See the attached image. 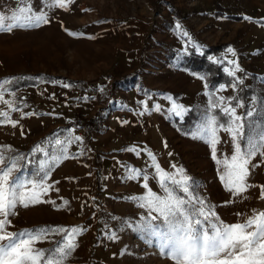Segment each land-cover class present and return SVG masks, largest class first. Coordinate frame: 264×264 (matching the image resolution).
<instances>
[{
	"label": "rangeland",
	"instance_id": "1",
	"mask_svg": "<svg viewBox=\"0 0 264 264\" xmlns=\"http://www.w3.org/2000/svg\"><path fill=\"white\" fill-rule=\"evenodd\" d=\"M25 3L43 10L50 23L0 32V81L15 78L5 87L18 90L5 99L21 109L13 112L0 101V112L7 111L10 121L18 122L16 127L11 122L0 124V150L6 155L27 156L33 161L28 171H35L43 156L29 154L37 145L47 146L54 133L72 129L71 134L81 136L83 144L73 143L69 156L75 158L63 160L51 172L47 181L51 188L42 197L47 202L18 206L16 215L10 217L9 231L45 226L81 228L77 247L65 264H173L122 226V221L146 215L129 201L132 196L144 195L146 189L142 182L126 178L125 165L147 171L148 185L157 193L160 189L151 178L156 174L153 164L169 173L175 171L172 165L183 168L201 184V194L216 206V215L229 224L238 221L236 213L264 211V199L260 198L264 158L257 155L249 165L248 183L253 187L233 196L220 179L223 168L212 158L211 146L191 134L202 123L205 111L211 114L209 105L214 99L239 97L248 105L251 97H264V25L259 23H264V0H71L66 9L52 8L49 0ZM21 6L16 0H0V14ZM211 47H222L219 58L208 57L222 65L227 75L239 66L236 78L242 82L235 89L221 85L210 93L204 77L184 66L192 51L206 55ZM104 58L112 77H118L120 69H186V78L165 76L171 89L156 93L164 100L156 110L149 97L138 108H130L114 94L112 100L107 89L111 77L103 84L84 86L88 89L83 93L73 89L67 79L50 80L42 73L44 69H95ZM25 81L35 84L21 88ZM173 90L180 92L173 94ZM173 105L181 106L185 114L176 116ZM115 110L130 119L117 123ZM97 111L103 114L104 124L88 138L77 121L92 118ZM191 111L195 115L191 125L180 127L177 121L182 124ZM244 111L237 110L238 114ZM217 136V159L230 157L229 135L218 130ZM131 148L146 149L156 159L151 161L144 151L137 155L127 150ZM112 234L118 239H110ZM60 239L62 235H52L36 247L49 249Z\"/></svg>",
	"mask_w": 264,
	"mask_h": 264
},
{
	"label": "snow or ice",
	"instance_id": "2",
	"mask_svg": "<svg viewBox=\"0 0 264 264\" xmlns=\"http://www.w3.org/2000/svg\"><path fill=\"white\" fill-rule=\"evenodd\" d=\"M16 2L22 6L9 14H0V32L12 33L17 29L38 28L50 23L43 10H34L25 0ZM70 2L49 0V5L66 9ZM182 34L191 42L192 38L187 32ZM227 51L235 55L232 48ZM239 71L238 65L228 71L234 77L231 85L234 89L242 82L236 78ZM12 79L0 81V101L16 112L21 109L13 107L12 100L5 99L6 96H14L18 90L5 87L12 83ZM153 107L159 110V106ZM241 108L245 111L238 114L237 110ZM209 109L211 114L206 110L202 123L191 134L211 146L212 158L223 168L220 179L225 189L233 196H241L253 187L248 183L249 165L257 155L264 158V97L253 96L248 105L239 97H220L210 103ZM185 111L181 106L173 105L176 116H183ZM6 122H11L13 127L18 123L10 121L7 111L0 112V124ZM218 130L229 135L233 148L232 155L222 160L217 159L216 155V146L220 143ZM72 132V129H67L62 133H54L46 141L47 146L37 145L32 150L29 154L31 157L35 158L37 153L43 156L37 162L35 171H28V165L33 161L27 156L6 155L0 150V264H65L75 251L76 240L82 233V229L76 226H45L9 231L12 227L10 217L16 215L18 206L27 208L31 204L47 202L42 197L51 188L47 183L51 172L63 160L75 158L69 156V147L73 143L83 144V138L72 135ZM8 150L11 151L10 148ZM127 150L137 155L144 151L151 161L156 159L146 149ZM257 166L252 165L253 168ZM153 167L156 174L151 178L156 181L159 193L149 187L147 171L125 165L126 178L142 182L146 189L144 195L132 196L129 201L144 209L146 215L122 221L124 228L137 234L138 238L153 246L162 258L170 259L173 264H264V211L253 209L251 215L236 213L238 221L226 223L216 215V206L211 205L208 198L201 194V184L183 168L172 165L175 171L169 173L159 164H153ZM260 187V198L264 199V186ZM243 198L247 199L246 196ZM52 235H62V239L54 242V247H36ZM110 239L116 240L118 235L112 234Z\"/></svg>",
	"mask_w": 264,
	"mask_h": 264
},
{
	"label": "crops",
	"instance_id": "3",
	"mask_svg": "<svg viewBox=\"0 0 264 264\" xmlns=\"http://www.w3.org/2000/svg\"><path fill=\"white\" fill-rule=\"evenodd\" d=\"M96 65L95 69H75L73 71L66 69H44L42 70V73L50 76L51 79L64 78L73 83L83 84V89L86 88L84 86L91 83L96 84L99 82V84H103L102 82L108 81V78L106 77H111L107 89L108 93L112 95V100L114 94L115 99L118 97L121 98V100H124L125 104L130 105V108L133 106L135 108L140 107L145 103L147 97L153 102V106L164 104V100L158 99L156 93L160 90L171 89V87L167 85L170 84V82L165 80V76L182 75L183 79L186 78V69H120L117 73L118 77H112V69H107V61L105 58L98 61ZM183 83H185V81ZM72 88L75 89L77 87ZM90 88L91 87H89V89ZM179 92L172 91L173 94H178ZM91 103H94V101L91 100ZM115 111V116L119 114V117L115 118L117 123L125 121V119H130L129 115H126V113H123L120 110L118 112L117 110ZM112 117L113 116H111V119Z\"/></svg>",
	"mask_w": 264,
	"mask_h": 264
},
{
	"label": "trees",
	"instance_id": "4",
	"mask_svg": "<svg viewBox=\"0 0 264 264\" xmlns=\"http://www.w3.org/2000/svg\"><path fill=\"white\" fill-rule=\"evenodd\" d=\"M235 20H241L240 17H236ZM263 24V22H259ZM222 47H211L210 50L206 53V55H198L195 51L187 57L185 67L189 69L194 74H199L204 77L206 89L208 92L212 93L217 90V88L221 85L231 86L234 82V78L227 75L222 65L211 61L208 55L213 54L214 56L219 58L220 50ZM50 78V77H49ZM20 79V78H19ZM22 80V79H20ZM51 80V78H50ZM34 82H23L20 87L27 88L29 86L34 85ZM71 87H77L80 92L85 91L83 89V84H77L69 81ZM195 118L194 112H189L188 116L185 118L184 122L181 124L180 121L178 125L180 127H189Z\"/></svg>",
	"mask_w": 264,
	"mask_h": 264
},
{
	"label": "built area",
	"instance_id": "5",
	"mask_svg": "<svg viewBox=\"0 0 264 264\" xmlns=\"http://www.w3.org/2000/svg\"><path fill=\"white\" fill-rule=\"evenodd\" d=\"M93 114L94 115L92 118L90 117L88 118L91 120H88L87 118L84 117L77 121L78 126L87 134L88 138H90V136H93L96 133V131H99L104 124L102 113L97 111ZM107 245H108L107 242H104L102 244L105 250H107Z\"/></svg>",
	"mask_w": 264,
	"mask_h": 264
}]
</instances>
